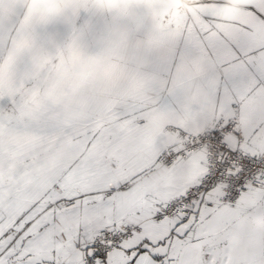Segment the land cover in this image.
I'll return each mask as SVG.
<instances>
[{
	"label": "snow or ice",
	"instance_id": "obj_1",
	"mask_svg": "<svg viewBox=\"0 0 264 264\" xmlns=\"http://www.w3.org/2000/svg\"><path fill=\"white\" fill-rule=\"evenodd\" d=\"M0 264H264V0H0Z\"/></svg>",
	"mask_w": 264,
	"mask_h": 264
}]
</instances>
